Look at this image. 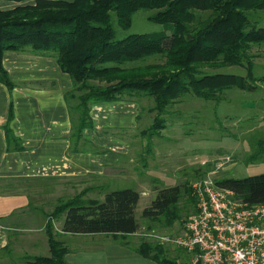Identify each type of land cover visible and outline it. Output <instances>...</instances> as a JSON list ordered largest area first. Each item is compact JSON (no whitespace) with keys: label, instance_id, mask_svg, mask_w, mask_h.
<instances>
[{"label":"trees","instance_id":"trees-1","mask_svg":"<svg viewBox=\"0 0 264 264\" xmlns=\"http://www.w3.org/2000/svg\"><path fill=\"white\" fill-rule=\"evenodd\" d=\"M138 9L150 10L148 19L163 29L116 39L112 13L119 26L127 29ZM261 10L264 0H34L0 9V82L9 90L15 86L2 63L5 51L50 55L72 80V87L64 92L70 150H83V132L93 127L90 110L97 102L152 98L153 123L142 130L150 136L164 127L168 108L188 92L219 101L228 88L250 89L248 77L264 81V74L255 77L252 73V63H242L248 59L250 45L264 41ZM149 56L157 60L136 62ZM226 64L240 65L247 73L241 76L204 69L205 65ZM12 114L10 103L3 126L6 139L21 148L9 126ZM208 169L199 168L200 176ZM215 180L249 203L264 202V172ZM155 189V197L141 211V221L135 214L139 192L133 188L109 190L101 201L85 198L89 189L81 190L59 197L50 214L63 216L61 230L68 233H108L124 238L140 233L133 247L139 255L157 264H190L183 249L171 251L172 246L145 234L171 229L175 223L183 227L186 216L195 210L191 183L184 180ZM45 231L49 254L24 255L22 259L28 264H67L68 249L56 236L51 218Z\"/></svg>","mask_w":264,"mask_h":264},{"label":"crops","instance_id":"crops-1","mask_svg":"<svg viewBox=\"0 0 264 264\" xmlns=\"http://www.w3.org/2000/svg\"><path fill=\"white\" fill-rule=\"evenodd\" d=\"M31 3L34 0H0V9ZM2 63L15 83L9 90L0 82V259L3 264L16 262L18 256L22 259L24 255H48L45 226L50 218L56 236L68 249L67 264H154L134 251L138 238L132 240V237L138 233L126 239L108 233H68L61 230L63 216L54 218L50 214L63 193L60 186L74 190V181L86 184L108 174L115 177L123 173L120 159H132L129 151L134 146L124 138V132L119 136L108 133L106 128L135 127L140 110L138 101L94 103L90 110L93 127L83 132L86 139L81 143L83 150L72 151L64 98V92L72 87L69 74L61 70L52 56L29 50L5 51ZM257 89V97L262 99L264 85ZM10 103L13 114L9 126L21 148L15 147L14 140L8 142L3 127ZM261 119L262 126L264 117ZM143 195L144 190L139 193L137 205Z\"/></svg>","mask_w":264,"mask_h":264},{"label":"rangeland","instance_id":"rangeland-1","mask_svg":"<svg viewBox=\"0 0 264 264\" xmlns=\"http://www.w3.org/2000/svg\"><path fill=\"white\" fill-rule=\"evenodd\" d=\"M258 12L264 14V10ZM150 13V10L145 9L135 11L131 25L127 29L119 26L115 14L112 13L115 38L120 39L131 33H152L162 30L161 24L148 19ZM246 53L248 59L243 60L242 63H252V73L257 75L255 77L263 75L264 41L251 44ZM155 60L157 59L149 56L136 62L147 63ZM204 69L241 76L247 73L244 67L236 64L219 67L205 65ZM246 80L250 89L228 88L220 94L219 101L186 93L168 108L169 113L164 115V127L150 136L148 132L142 133V130L149 128L153 123L156 111L149 110L153 99L140 98L138 124L135 127L106 128L110 134L122 136L124 132V138L134 146L129 151L132 159H120L119 166L122 165L124 168H121L120 172L123 173L115 177L108 174L104 179H94L86 184H78L74 181V190L70 186H60L63 189V196L60 197H68L78 191L89 189L85 198L97 197L101 201L104 194L112 189L133 188L139 193L144 190V195L140 197L135 211L138 221H141V208L150 204L157 193L155 189L157 186L174 185L184 180H189L191 183L201 177L202 171L199 172V168L207 170L209 164L208 170H210L215 162L222 161L226 156L230 157V161L217 169L215 178L245 177L263 173L264 125L261 126L259 122L262 120L261 117H264V96L262 95V99L257 97L259 93L257 88L263 86L264 81L251 77ZM99 192L102 193L98 196ZM181 228L175 223L171 229L150 230V232L174 233ZM141 229L145 231L144 225ZM135 237L133 236L132 240ZM170 249L173 251L174 247ZM14 260L16 262L11 264H28L20 256ZM0 264H3L1 259Z\"/></svg>","mask_w":264,"mask_h":264},{"label":"built area","instance_id":"built-area-1","mask_svg":"<svg viewBox=\"0 0 264 264\" xmlns=\"http://www.w3.org/2000/svg\"><path fill=\"white\" fill-rule=\"evenodd\" d=\"M191 182L195 210L174 233H146L150 239L183 249L190 264H264V202L249 203L216 183L217 169Z\"/></svg>","mask_w":264,"mask_h":264}]
</instances>
